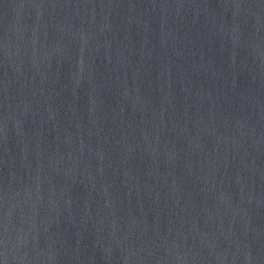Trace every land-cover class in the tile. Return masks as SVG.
<instances>
[{
	"label": "water",
	"instance_id": "95a60500",
	"mask_svg": "<svg viewBox=\"0 0 264 264\" xmlns=\"http://www.w3.org/2000/svg\"><path fill=\"white\" fill-rule=\"evenodd\" d=\"M0 264H264V0H0Z\"/></svg>",
	"mask_w": 264,
	"mask_h": 264
}]
</instances>
